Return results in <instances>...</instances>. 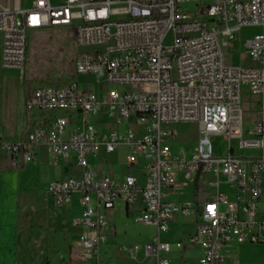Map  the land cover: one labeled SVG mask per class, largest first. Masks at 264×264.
<instances>
[{"label": "built area", "instance_id": "built-area-1", "mask_svg": "<svg viewBox=\"0 0 264 264\" xmlns=\"http://www.w3.org/2000/svg\"><path fill=\"white\" fill-rule=\"evenodd\" d=\"M187 2L199 9L183 10ZM54 28H72L75 44L87 49L74 60V76H94L104 89L75 80L35 88L24 100L32 129L17 140L0 134V161L20 169L36 161L39 146L50 164L66 167L45 194L63 206L78 196L70 260L101 264L118 200L139 206L134 220L155 229L144 245L118 248L132 260L141 254L151 264H172V247L160 235L177 217L200 220L175 245L200 248L195 262L182 264H229L233 245L264 243V0H31L0 9V67L23 74L30 33ZM248 28L259 32L242 43L247 64L232 67L224 49ZM243 88L257 103L246 132ZM180 124L197 127L190 154L172 150L179 137L173 126ZM213 135L227 141L225 156L212 154ZM120 147L129 148L131 172L119 177L92 169L90 159L107 163ZM187 187L194 198L177 200Z\"/></svg>", "mask_w": 264, "mask_h": 264}, {"label": "rangeland", "instance_id": "rangeland-1", "mask_svg": "<svg viewBox=\"0 0 264 264\" xmlns=\"http://www.w3.org/2000/svg\"><path fill=\"white\" fill-rule=\"evenodd\" d=\"M30 1L0 0V9L27 7ZM209 2L210 0H200L202 5ZM180 7L188 12L199 9L195 2L183 3ZM258 32V28L245 29L231 41V48L224 49L226 59L232 67L247 64L242 43ZM86 50L75 44L72 28H54L30 33L23 74L0 67V134L5 139L12 140L18 135L24 137L32 129L31 123L26 121L19 125L18 116L22 111L23 98L29 96L35 88L59 86L75 80L81 87L91 84L95 90L104 89L103 83L95 84L94 76H74V60L78 53ZM242 108L246 132L250 122L257 117L256 98L249 95L246 88L242 90ZM73 127L75 125L70 128ZM98 128L100 131L107 130L103 122L99 123ZM173 129L179 134L177 141L172 144L173 152L183 149L186 154H190L197 143V127L193 124H180L173 126ZM210 143L215 157L227 154L228 143L221 135L211 136ZM35 152L36 162L20 169H4L7 163L0 161V220L5 223L0 231V264H64L67 259V245L71 234L70 214L63 205L51 203L45 194L47 183L66 167L63 164L58 167L50 164L43 147H35ZM252 153L243 151V154L247 155ZM128 156L129 148L120 147L107 157V165L101 168L106 170L111 167L114 174L123 175L126 173ZM103 159L104 157L99 156L97 161L101 163ZM200 190L201 194L205 193L203 185ZM220 190L227 191L228 188L222 186ZM68 207L72 216L81 211L75 195ZM260 207L264 209V195ZM120 209L117 207L113 220L115 248L123 245H144L153 230L136 222L132 215L126 217ZM180 223L178 226L169 227L167 235L162 233L161 236H167L169 241L175 244L182 233L190 230L187 221L181 220ZM17 233L20 234L18 241L15 240ZM174 244L172 248H175ZM116 253L124 256L120 251ZM108 254L107 257L102 256L105 259L104 264H129L128 260L116 257L112 251ZM228 254L230 264H264V243L233 245ZM138 259H142L141 254ZM140 263L151 264V260H143Z\"/></svg>", "mask_w": 264, "mask_h": 264}, {"label": "crops", "instance_id": "crops-1", "mask_svg": "<svg viewBox=\"0 0 264 264\" xmlns=\"http://www.w3.org/2000/svg\"><path fill=\"white\" fill-rule=\"evenodd\" d=\"M24 100H25V97L23 98V102H22V111L21 112H19V116H18V122H19V125L20 124H23V122H25L26 121V118H25V113H24ZM25 119V120H24ZM20 138H22V137H20V135H18L17 137H15V138H13L12 140H17V139H20ZM37 160V159H36ZM104 161V160H103ZM36 162V161H35ZM1 163H7L5 160H3ZM104 162H101V163H99L98 161H97V159H90V164L92 165V169L94 170V171H98V172H102V173H105V172H112V168L110 167H108L106 170H103L101 167L102 166H106L107 165V163H104ZM7 165H5V167H6ZM5 167H3L4 169H7V167L5 168ZM65 172V169H63L62 168V171L60 170L59 172H58V174L57 175H59L60 173L62 174V173H64ZM128 172H131V170H129V169H127L126 168V173L125 174H127ZM113 173V172H112ZM114 174V173H113ZM125 174H123V175H120V174H114V175H117V176H119V177H123ZM200 186H201V184H199V185H197V191H196V194H197V196L195 197V200H196V204H197V208H198V211H201V201H202V194H201V190H200ZM188 188V187H187ZM190 188H188L187 190H186V192L185 193H178L177 195H176V198H177V200H182L183 198H194V196H193V194H191L190 193V190H189ZM48 198H49V201L51 202V203H54V204H56L49 196H47ZM76 197L78 198V196L76 195ZM117 207H120L121 209V212L123 213H125V216L126 217H129V216H133V217H135L136 215H138L139 214V206H135V207H131V208H126V206L123 204V202L122 201H120V200H118V201H116V203H115V207H114V209L111 211V213L109 214V225H110V231H109V233H110V235H109V238H108V241L106 242V244L105 245H103V246H101L100 247V260L101 261H103V263L102 264H104V261H105V259H103L102 258V256H109V254H108V252L109 251H112L113 253H115V255H116V257H118V258H121V259H125V260H128L129 261V264H134V262L137 264H141L140 263V261H143L142 259H137V260H132V259H130V258H128L127 256H122V255H119V254H117L116 252L118 251V248L119 247H117V248H115L116 247V245H115V238H114V236H115V233H114V226H113V220H114V214H115V212L117 211ZM64 209H66L67 210V212L70 214V216H69V226H70V228H71V234H70V241H69V243H68V245H67V259H66V262L64 263V264H76V263H74L73 261H71L70 260V253H71V251H72V245H73V243H74V241H75V239H76V237H77V231L76 230H74L72 227H71V225H70V221H71V218H73V217H75V216H77L78 214H79V212H76V214H75V216H72L73 214H71L70 213V207H68V206H64ZM261 211H262V213L264 212V209L262 210L261 209ZM181 220H185V221H187V224L190 226V230L189 231H186V232H184V233H182L177 239H176V242H175V244L174 243H171L170 241H169V238L166 236V237H162L161 235H160V237H161V240H163V241H165V242H168L170 245H171V247L173 246L172 244H174V246L176 245V243H178V242H180V241H182V240H184L186 237H188L189 235H191L193 232H194V229H195V225L198 223V222H200V220L197 218V217H195V216H190V217H187V218H182V217H177L174 221H172L171 223H170V225H169V227H171V226H173V225H175V226H178L179 224H181L180 223V221ZM17 221H18V217H17V219H16V223H17ZM4 222L3 221H1L0 220V231L2 230V228H3V226H4ZM169 227H168V229H169ZM149 228H151L152 230H153V233H152V235L149 237V239L147 240V242H149L150 241V239L152 238V237H154V235H155V229L154 228H152V227H149ZM168 231V230H167ZM167 231L164 233L165 235H167ZM19 236H20V234L19 233H17L16 234V238H15V240H19ZM147 242H145V243H147ZM62 243V242H61ZM60 243V244H61ZM144 243V244H145ZM124 246V245H123ZM4 247V246H3ZM112 249V250H111ZM117 255H119V256H117ZM199 255H200V248H199V246L198 245H194V246H192V247H185L184 249H182V250H178V249H176V248H172V251H171V253L168 255V257H169V259H170V261H171V263L172 264H182V262L184 261L185 263H192V262H195L196 261V259L199 257ZM108 259H110V257H108ZM228 263L230 264V259L228 260Z\"/></svg>", "mask_w": 264, "mask_h": 264}, {"label": "snow or ice", "instance_id": "snow-or-ice-1", "mask_svg": "<svg viewBox=\"0 0 264 264\" xmlns=\"http://www.w3.org/2000/svg\"><path fill=\"white\" fill-rule=\"evenodd\" d=\"M35 19V18H34Z\"/></svg>", "mask_w": 264, "mask_h": 264}]
</instances>
